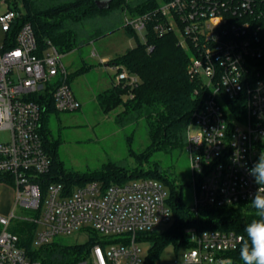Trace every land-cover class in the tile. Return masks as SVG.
I'll use <instances>...</instances> for the list:
<instances>
[{
  "label": "built area",
  "instance_id": "built-area-1",
  "mask_svg": "<svg viewBox=\"0 0 264 264\" xmlns=\"http://www.w3.org/2000/svg\"><path fill=\"white\" fill-rule=\"evenodd\" d=\"M12 0H0V31H10L18 13ZM124 27L145 42L150 32L174 35L189 52L188 77L201 96L186 127L193 208L249 202L257 190L247 169L264 151V0H161L141 14L123 10ZM114 82L135 87L138 75L119 66ZM61 53L48 42L39 49L33 27L23 24L15 45L0 44V175L15 188V206L35 210L33 244L46 245L58 235L89 229L102 236L77 264H144L137 234L170 224L172 212L164 186L155 179H133L103 188L97 182L70 193L63 184L46 183L51 159L44 146L45 106L34 99L46 87L57 112L80 108L68 84ZM132 98V94L127 95ZM264 194V193H262ZM0 217V264H40L28 259L18 236ZM180 264H233L243 237L220 230H189Z\"/></svg>",
  "mask_w": 264,
  "mask_h": 264
},
{
  "label": "trees",
  "instance_id": "trees-1",
  "mask_svg": "<svg viewBox=\"0 0 264 264\" xmlns=\"http://www.w3.org/2000/svg\"><path fill=\"white\" fill-rule=\"evenodd\" d=\"M94 1L74 0L65 4L51 5L50 0H12V9L18 13V17L10 31L4 33L2 42L4 48L13 47L19 28L25 23H30L40 50L45 49L50 42L57 50L59 48L61 51H70L76 44V35L69 28L70 23L94 19L100 15L110 14L113 10L122 12L126 9L132 14H141L155 8L159 3L157 0H138L130 5L126 0H110L109 7L100 10ZM19 3L23 13L16 10ZM125 29L130 35L137 37L135 31L127 27ZM188 58L189 52L178 44L174 35L158 37L149 32L145 42L138 40L134 47L107 62L108 66L122 67L139 77L135 87H123L113 82L111 87L97 95L98 105L104 114L122 107V111L115 118L119 125L133 123L141 118L146 122L150 144L145 151L132 153L137 165L130 169L113 162H108L102 169L85 173L68 171L64 168L57 151L59 142L49 137L44 127L45 114L48 111L57 112L47 91L50 88L48 85L41 97H34L45 106L41 120L42 133L45 149L51 159L50 173L42 179L46 183H61L65 191L70 193L74 188L89 182H97L106 188L133 179H144L142 175L156 174L155 177L159 179H148L158 180L168 188L169 196L166 202L172 212V221L167 229L143 233L144 238L150 243L149 253L152 256L150 262L167 244H172L175 248L188 247L190 244L184 242V230L195 227L199 231L213 229L240 234L243 237L241 247L227 255L232 258L233 264H243L240 251L243 243L247 241L244 229L256 218L249 202L222 207L186 206L182 202L181 191H176L173 184L157 175V167L149 169V173L143 171V164H148L150 156L155 153L178 157L184 151L186 127L191 122L192 113L201 100V96L194 94L195 82L191 81L187 74ZM129 94H132V98L127 97ZM0 181L11 183L8 177L1 175ZM235 207L239 209L235 211ZM243 208L247 210V214L240 211ZM229 209L233 211H227ZM222 211L227 212L221 214ZM36 230L35 223L23 220L19 221L11 232L18 236L19 245L28 259L40 264H76L86 257L92 245L106 242L102 236L90 230L91 235L85 245L56 242L34 248Z\"/></svg>",
  "mask_w": 264,
  "mask_h": 264
},
{
  "label": "rangeland",
  "instance_id": "rangeland-1",
  "mask_svg": "<svg viewBox=\"0 0 264 264\" xmlns=\"http://www.w3.org/2000/svg\"><path fill=\"white\" fill-rule=\"evenodd\" d=\"M72 1L74 0H50V4L59 5ZM126 1L133 5L138 0ZM16 10L23 13L20 3ZM123 25L124 16L119 10H113L110 14L100 15L94 19L72 22L69 28L76 35L74 48L70 51H61L58 48L61 61L69 72V87L79 101L80 108L69 112L48 111L45 114L44 127L48 131V136L59 142L58 155L68 171L92 172L102 169L108 162L130 169L137 165L132 153H141L150 144L147 125L143 118L133 123L119 125L115 118L122 111V107L104 114L97 102V95L112 86L117 73L111 66L105 64L134 47L140 40L138 33L135 32L137 37L130 35ZM3 38L4 35L0 32V44ZM102 59L108 61L103 62ZM7 135V132H1L0 140L7 139ZM142 167L144 173H149V169L157 167V175L173 184L176 191H181L183 204L193 207L190 162L185 148L178 157L155 153L150 156V162L143 164ZM155 176L156 174H148L142 175V178L159 179ZM164 190L167 200L169 191L166 186ZM14 202V186L0 181V217L9 218ZM235 209L239 208L235 207ZM227 211L220 213L224 214ZM240 211L247 214L245 208ZM14 215L7 228L10 232L19 221L33 222L38 218L35 210L20 206L16 207ZM170 224L160 225L156 227V231L167 229ZM37 230H39L38 226ZM189 230L199 231L195 227L184 230V242L187 245L190 244ZM90 235L89 229H80L69 235L55 236L50 243L85 245ZM137 239L141 247L142 261L147 264H180L187 251L185 247L175 248L174 245L167 244L150 262L152 256L149 253V241L144 238L143 233H138ZM33 247L39 248L35 244Z\"/></svg>",
  "mask_w": 264,
  "mask_h": 264
},
{
  "label": "clouds",
  "instance_id": "clouds-1",
  "mask_svg": "<svg viewBox=\"0 0 264 264\" xmlns=\"http://www.w3.org/2000/svg\"><path fill=\"white\" fill-rule=\"evenodd\" d=\"M264 140V136L261 137ZM257 190L250 196V205L255 210V219L244 231L247 241L243 243L240 259L243 264H264V151L253 165L247 169Z\"/></svg>",
  "mask_w": 264,
  "mask_h": 264
},
{
  "label": "water",
  "instance_id": "water-1",
  "mask_svg": "<svg viewBox=\"0 0 264 264\" xmlns=\"http://www.w3.org/2000/svg\"><path fill=\"white\" fill-rule=\"evenodd\" d=\"M94 3L98 9L103 10L109 7L110 0H95Z\"/></svg>",
  "mask_w": 264,
  "mask_h": 264
},
{
  "label": "crops",
  "instance_id": "crops-1",
  "mask_svg": "<svg viewBox=\"0 0 264 264\" xmlns=\"http://www.w3.org/2000/svg\"><path fill=\"white\" fill-rule=\"evenodd\" d=\"M3 10V8L2 7H0V12ZM1 32V31H0ZM3 35H4V33L3 32H1ZM102 61L103 62H106V61H108V60H105V59H102ZM105 66H106V64H105ZM9 184H11V183H9ZM16 207L17 206H15V202H14V206H13V209H12V212L11 213H14V211H15V209H16ZM11 215V214H10Z\"/></svg>",
  "mask_w": 264,
  "mask_h": 264
}]
</instances>
